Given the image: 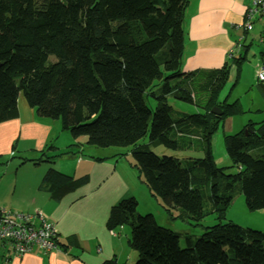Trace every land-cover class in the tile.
Wrapping results in <instances>:
<instances>
[{
	"label": "trees",
	"instance_id": "obj_1",
	"mask_svg": "<svg viewBox=\"0 0 264 264\" xmlns=\"http://www.w3.org/2000/svg\"><path fill=\"white\" fill-rule=\"evenodd\" d=\"M186 4L0 0V123L18 116L22 94L39 118L57 120L70 132L73 141L63 153H74L71 146L79 148L82 141L100 148L126 147L141 182L167 212L178 209L193 225L209 213L204 203L217 213L215 224L204 226L193 241L185 235V247H180L179 233L159 225L151 213L139 214L135 197H124L111 206L106 226L110 231L129 227L136 259L118 263L110 258L102 264H264V232L221 221L238 191L248 210L264 208V118L223 136L225 153L237 171L222 174L213 161L209 135L225 117L243 112L237 99L218 101L217 95L230 62L239 66L244 53L217 69L181 72ZM193 78L191 86L188 79ZM153 84L156 92L150 89ZM147 98L155 103L152 110ZM168 98L201 110L174 113ZM213 107L220 114L212 113ZM144 135L148 142L138 144ZM190 139L202 144L203 157L158 155L150 149L189 148L196 143ZM51 147L39 152L46 161ZM11 149L13 153V143ZM43 183L59 198L81 179L50 167ZM0 251V259L13 256L11 248L8 256Z\"/></svg>",
	"mask_w": 264,
	"mask_h": 264
},
{
	"label": "crops",
	"instance_id": "obj_2",
	"mask_svg": "<svg viewBox=\"0 0 264 264\" xmlns=\"http://www.w3.org/2000/svg\"><path fill=\"white\" fill-rule=\"evenodd\" d=\"M251 4L252 0H187L181 23V58L183 56L185 62L181 72L217 69L230 59L228 54L231 50L234 51L233 55L243 52L244 57L252 58L248 81L260 86L264 93V85L257 83L254 77L256 66L264 62V36L261 41L259 39L262 20L254 16L251 28L243 27L246 11ZM236 99L240 104V100ZM22 107L24 112L18 104L16 118L0 123V155L11 154L12 143L15 149L13 153H39L48 143H52L50 145L55 151H47V155L55 158L63 156L65 146L59 148L56 140H52L54 136L62 134L59 129L34 112H28L25 105ZM22 114L26 115V120ZM70 138L65 135L69 143L73 141ZM79 150H83L82 144ZM70 154L73 153L63 156L66 161L64 169L58 166L57 161L54 163L55 159L51 163L44 160L46 165L41 174L37 172L33 176L14 177L10 190L0 188V194L7 193L6 198H0V208L16 215L39 211L53 222L57 229L59 249L45 251L35 248L21 258L9 256L8 259H0V264H102L110 258L118 263L135 261L136 253L129 245L130 237L126 231L123 232L125 226L111 231L106 226L111 206L124 197H135L125 179V171L119 172V151L104 156L78 154L76 158L70 157ZM113 156L114 159H109ZM50 167L80 178L81 184L54 198L47 184H42V177ZM258 210L259 216L264 218V208Z\"/></svg>",
	"mask_w": 264,
	"mask_h": 264
},
{
	"label": "rangeland",
	"instance_id": "obj_3",
	"mask_svg": "<svg viewBox=\"0 0 264 264\" xmlns=\"http://www.w3.org/2000/svg\"><path fill=\"white\" fill-rule=\"evenodd\" d=\"M54 57L51 55L49 59H53ZM252 65V58L250 56H245L243 61L240 63L239 66L230 62L228 68V76L226 81L219 87L218 91V101H221L223 98H227L228 102L233 101L234 99L238 98L240 100V107L243 112L239 114H235L232 116L225 117L222 122L217 126L215 130H213L209 135V146L212 154L213 161L215 162V166L219 169V171L224 174L225 176H231L237 171V167L232 163L230 158L226 155L224 150L223 144V136L225 134H233L241 130L243 125L248 122H257L264 118V93L260 86H254L248 80L251 77V68ZM185 67V62L183 56L180 60L179 70L183 71ZM204 69V68H201ZM234 78H236L234 80ZM194 86V78L188 79ZM160 82L155 80L154 83ZM175 83V82H174ZM183 84V82H180ZM156 84H153L150 89L156 92ZM197 87V85H196ZM195 87V88H196ZM197 91V89H194ZM19 109L23 111L22 105L28 107V112L33 113L36 115L33 108H30L25 103L22 94H19L18 98ZM169 103L173 108L174 113L185 112L187 114L193 113L195 111L201 110L196 105L188 104L182 101H177L172 98H168ZM147 106L152 110L154 108V101L150 98L146 99ZM33 110V111H32ZM24 120H26V115L22 114ZM46 121L53 123L55 128L59 129L60 134L58 137H53L52 140H56L57 144L60 146L59 148L63 147V150L68 147L72 141L65 139L66 137H71L70 132L67 130H63L60 127V124L57 120H50L45 119ZM53 134V133H52ZM71 139V138H70ZM82 140V139H79ZM195 141V139H190ZM52 142V141H51ZM148 142V135H144L142 138L139 139L137 142L138 144H145ZM196 142V141H195ZM51 143H48L44 151L47 149L46 147L49 146ZM67 144V145H66ZM83 150H79V148L75 146H71L73 154H70V157H77L78 154L80 155H95L96 156H104L109 155L114 151H119L121 153L118 155L117 159L119 160V169L121 173L125 171V179L130 184L131 190L135 193V197L137 198L138 205H137V212L139 214H146L151 213L153 214L157 223L161 226L169 228L177 233H179V244L180 247H185V235H190L192 241L199 236L204 226H210L216 223V215L217 213L207 210L208 203H204L206 212L199 221L197 225H193V222L190 220H186V218L182 217L179 213L178 209H170V212H167L164 207L162 206L161 200L159 197L152 196L144 184L141 182L138 172L132 166L134 161L128 152V148L126 147H106L100 148L96 146H90L88 144H83ZM189 145V148L184 149H172L163 145L151 146L150 149L158 155H170L179 158H201L204 156L203 146H199V140L194 144L192 143ZM70 147V145H69ZM95 147V148H93ZM58 148V149H59ZM54 148H49L48 152H54ZM46 153V156L48 154ZM123 153V155H122ZM17 154V155H16ZM64 155L66 153H63ZM63 155V156H64ZM63 156L53 157L51 156L47 163H51L52 160L58 162V166L61 168H66V161H64ZM115 156V155H114ZM113 157H109L113 158ZM23 158H37L39 161L33 162L30 160L23 161ZM60 159V160H57ZM45 157L43 154L38 152H21V153H3L0 155V188H4L10 190L12 186V182L14 177H26V176H33L35 173H42V170L45 168L46 162H43ZM124 167V170L122 169ZM41 172V173H40ZM65 174V173H64ZM140 175V174H139ZM4 193V192H2ZM6 194V195H4ZM0 194V198H6L7 193ZM207 207V208H206ZM25 214V213H24ZM32 214V213H31ZM259 210L250 211L246 207V203L244 200V196L241 192L234 193L233 199L231 204L228 206L224 215L221 219L222 222H232L241 226L249 227L252 229L260 230L264 232V218L259 216ZM130 237V229L128 226L123 228V232ZM130 250V247H128ZM132 249V248H131ZM134 251V250H133ZM135 262V261H134ZM132 262V263H134Z\"/></svg>",
	"mask_w": 264,
	"mask_h": 264
},
{
	"label": "built area",
	"instance_id": "obj_4",
	"mask_svg": "<svg viewBox=\"0 0 264 264\" xmlns=\"http://www.w3.org/2000/svg\"><path fill=\"white\" fill-rule=\"evenodd\" d=\"M254 16H259L263 21L262 35H264V0H252L251 6L245 14L243 27L250 29ZM262 36L260 37L261 41ZM234 51H230L232 57ZM256 81L264 82V63L256 66ZM57 229L53 222L48 221L46 216L36 211L32 214H12L9 210L0 208V249L8 256L12 249L13 256L21 258L35 248L45 251L59 249L56 238Z\"/></svg>",
	"mask_w": 264,
	"mask_h": 264
},
{
	"label": "water",
	"instance_id": "obj_5",
	"mask_svg": "<svg viewBox=\"0 0 264 264\" xmlns=\"http://www.w3.org/2000/svg\"><path fill=\"white\" fill-rule=\"evenodd\" d=\"M211 112L214 113V114H220L219 109L217 107H213L211 109Z\"/></svg>",
	"mask_w": 264,
	"mask_h": 264
},
{
	"label": "clouds",
	"instance_id": "obj_6",
	"mask_svg": "<svg viewBox=\"0 0 264 264\" xmlns=\"http://www.w3.org/2000/svg\"><path fill=\"white\" fill-rule=\"evenodd\" d=\"M260 18V17H259ZM261 19V18H260ZM262 27H263V21H262ZM261 36H264V35H262V29H261ZM260 36V37H261ZM260 37H259V39H260ZM261 40H262V38H261ZM262 63H264V62H262ZM255 77V76H254ZM256 80V79H255ZM257 83H260V82H257ZM59 244V243H58ZM60 246V245H59Z\"/></svg>",
	"mask_w": 264,
	"mask_h": 264
}]
</instances>
